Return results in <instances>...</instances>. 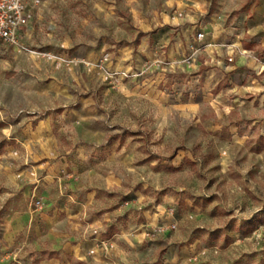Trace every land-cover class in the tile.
Returning a JSON list of instances; mask_svg holds the SVG:
<instances>
[{
  "label": "rangeland",
  "instance_id": "obj_1",
  "mask_svg": "<svg viewBox=\"0 0 264 264\" xmlns=\"http://www.w3.org/2000/svg\"><path fill=\"white\" fill-rule=\"evenodd\" d=\"M256 2L26 0L1 48L0 264H264Z\"/></svg>",
  "mask_w": 264,
  "mask_h": 264
},
{
  "label": "built area",
  "instance_id": "obj_2",
  "mask_svg": "<svg viewBox=\"0 0 264 264\" xmlns=\"http://www.w3.org/2000/svg\"><path fill=\"white\" fill-rule=\"evenodd\" d=\"M26 0H0V43L13 49H21L25 28L29 23ZM197 35L201 37L202 32ZM40 205V199L33 201Z\"/></svg>",
  "mask_w": 264,
  "mask_h": 264
},
{
  "label": "crops",
  "instance_id": "obj_3",
  "mask_svg": "<svg viewBox=\"0 0 264 264\" xmlns=\"http://www.w3.org/2000/svg\"><path fill=\"white\" fill-rule=\"evenodd\" d=\"M261 8H264V0H257V2L254 5H246L244 8V13L248 14V15L249 14H257V12H260ZM252 16H254V15H252ZM207 21H208L207 27L209 28V31H213L214 34H216V38L218 37L217 41L223 40V37L221 36L222 33L232 32L231 31L233 28L232 24H226L224 21V18L222 16L219 17L218 15H216V18L213 16V18H210ZM28 25H29V23H28ZM28 25L25 28L24 37H26L27 34H29L31 32V29L29 28ZM2 47L7 48V49L10 48V47L5 46L4 44L0 43V60H2V58H1V48ZM212 65H213V67L209 69V72L210 73L214 72L215 74L217 73L218 75H220L217 71L220 69L216 67V65H218V62L214 61L212 63ZM222 71L223 70H220V73H223ZM214 73H212V74H214Z\"/></svg>",
  "mask_w": 264,
  "mask_h": 264
}]
</instances>
